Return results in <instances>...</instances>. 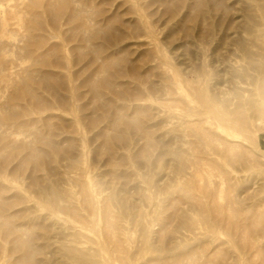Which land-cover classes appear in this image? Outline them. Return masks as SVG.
Listing matches in <instances>:
<instances>
[{
	"label": "bare ground",
	"instance_id": "bare-ground-1",
	"mask_svg": "<svg viewBox=\"0 0 264 264\" xmlns=\"http://www.w3.org/2000/svg\"><path fill=\"white\" fill-rule=\"evenodd\" d=\"M130 2L136 6L137 15L133 19L131 31L116 27L112 21L106 22L105 19L91 22L98 10L89 7L90 0H28L30 6L36 7L30 12L36 26L28 24L25 27L26 36L34 37L32 32L45 29L46 25L58 28L62 19H65L66 24H72L68 29L71 36L79 35L81 42H85L78 48L79 56L89 54L88 65L97 66L87 75L84 83L89 88L91 101L97 102L94 108L109 110V123L100 128L98 133L104 139V150L108 155L104 163L112 165L111 172H116L113 163L118 159L113 151L112 140L127 142L129 136L126 129L132 128L147 142L150 141V126L144 117L152 115L153 110L157 111L156 119L162 114L160 108L145 102L154 101L156 93L164 96L160 102L176 111L172 113L174 118L179 121L183 132L193 138L191 147L199 152V160L189 163L184 156L179 155V170H185L191 164L196 165V168L191 177L176 184L174 193L179 192L191 199L193 205L201 210L202 218L190 215L179 223V227L186 230L198 229L199 225V237H196L199 242L191 244L185 253L169 251L152 264H264V150L261 148L264 141L263 100L261 104L264 98V56L255 54L256 51L259 53V48L264 50V22H255L241 33L236 29L237 17L230 16L231 8L222 6L223 0H155L153 3H159L170 15L167 22L176 17L175 23L165 29L166 38L175 39L182 32L186 36L196 33L191 43L199 45V68L185 73L172 64L168 52L163 48L164 42L158 37L157 28L142 7H139L144 6L142 1ZM18 14L20 21L24 22L25 14L22 11ZM45 14L48 21L44 20ZM215 14L221 19L230 17L231 23H221L220 26L219 23L215 24L212 20ZM8 26V15L3 14L0 6V37L10 34ZM140 31L153 39L155 47H143L145 49H142L139 59L132 60L129 57L130 53L125 47L130 45L123 46L122 54L115 51L103 54L106 45L97 42H108V49L110 46L119 47L121 42L135 37ZM18 49H25L27 55L35 57L40 68H28L9 76L14 92L0 104V162L2 165L14 164V173L30 179V184L38 189L50 209V212L40 215L38 219H46L57 227L59 225L63 231L67 229L65 227L69 220L55 214L58 210H70L74 217L86 220L76 208V202L65 203L67 196L75 197L76 193L71 189L57 187L49 182L51 176L39 175V172L56 170L50 152L61 151L59 154H64L66 150L59 141L52 138L51 132H45L37 126L36 119L23 117L49 104L41 94L42 88L51 91L61 103L71 105L73 111L77 112L78 108L59 90V86H63L74 95L76 87L71 75L55 74L44 68L50 65L47 60L49 56H53L57 63L66 58L59 51L63 50V45L52 46L43 54H37L31 48ZM6 52L0 45V74L8 66V60L4 57ZM149 54L157 58L155 64H149L148 61L143 63ZM163 65L169 66L173 72L165 71L161 81L151 80V76ZM123 74L128 80L120 79L119 76ZM7 77L1 75L0 82ZM105 88L125 100L131 97L136 102H123L116 106L112 99L106 97ZM23 98H26V104L19 103L18 100ZM79 119H70L76 129H79ZM98 119L99 116L94 117V121ZM241 119L244 120L243 130L236 124ZM8 123L33 138L9 140L8 126L4 127ZM64 139L69 141L71 147L74 146L75 138L66 136ZM40 144L49 149H43ZM142 153L140 151L138 154ZM205 164H210L212 169L205 170ZM237 164L243 167L241 171L247 175L236 183H230L237 178ZM217 175L223 180L212 183L213 177ZM223 183H229V187L224 188ZM239 183H243L242 191L237 190ZM78 185V202L95 213L97 199L89 187V180L79 177ZM18 194L28 199L21 191ZM112 199L113 196L108 197V200ZM3 200L0 196V233L12 236L15 244L13 250L21 252L18 256H11L13 264H36L35 255L39 248L33 245L35 234L21 231L8 215L3 214ZM208 210L213 211L209 216L206 214ZM101 215L104 222L103 240L96 241L97 247L90 252L73 243L68 244L66 249L72 264H111V260H118L121 264H135V255L126 252L125 242L119 236L120 225L110 204L104 205ZM224 229L229 231L223 233ZM142 230L145 233L146 226ZM166 237L172 239V231ZM2 251L0 245V253ZM97 256L102 260L98 261Z\"/></svg>",
	"mask_w": 264,
	"mask_h": 264
},
{
	"label": "rangeland",
	"instance_id": "rangeland-1",
	"mask_svg": "<svg viewBox=\"0 0 264 264\" xmlns=\"http://www.w3.org/2000/svg\"><path fill=\"white\" fill-rule=\"evenodd\" d=\"M141 1L144 6L139 7H142L143 12L148 15V19L157 28L158 37L164 42L163 48L168 52L172 64L185 73H191L192 70L199 68V45L191 43L195 40L196 33L186 36V33L182 32L175 39L166 38L165 29L168 25L175 23L176 17L167 22L170 15L159 3L154 4L155 0ZM89 4V7L98 10L96 17L91 18V22L105 19L106 22L112 21L116 27L121 26L129 31L132 30L133 19L137 15L136 6H133L130 0H90ZM0 6L3 8V14L8 15L10 30V34L0 37V45L7 50L4 57L8 60V66L0 74V76H8L0 82V104L14 92V85L9 80L10 75L32 67L40 68V65H37L39 61L35 57L27 55L25 49L20 51L19 47L35 49L37 54H43L52 46L63 45V50L59 51H62L66 58L57 63L53 56H49L47 60L50 65L44 68L55 74L71 75L76 87L74 95L66 91L63 86H59V90L61 94L69 98L72 105L78 108L77 112L73 111L71 105L61 103L51 91L42 88L41 94L49 101V104L23 118L36 119L37 126L45 132H51L52 138L59 141L66 150L64 154H59L61 151L50 152L53 164L57 169H46L40 171L39 175H49L51 176L49 182L61 189L73 190L76 193L75 197L67 196L65 203L76 202V208L86 220L74 217L70 210H58L55 214L69 220L65 227L67 229L61 231L59 225L57 227L51 225L46 219H38L40 215L50 212L44 198L38 193V189L30 184V179L24 178L23 175L18 176L13 172L14 164L2 165L3 163L0 162V196L4 198L1 204L3 214L8 215L13 224H16L21 231L35 234L33 245L39 248L35 255L36 264H72L66 249V246L71 243L87 251L97 247L96 241L103 240L104 237V222L101 212L107 203L110 204L117 223L120 225L119 236L125 242L126 252L135 255V264L156 263L160 256L168 254L169 251L185 253L191 244L199 242L196 239L199 237V225L198 229L186 230L179 227V223L190 215L196 216L198 219L202 218L201 210L193 205L191 199H187L179 192L174 193L176 184L191 177L196 168V165L191 164L185 170H179V155L184 156L187 162L193 163L195 159L199 160V152L192 149L193 138L183 132L179 121L177 122V119L174 118L172 113L176 111L160 102L164 96H161V93H156L154 101L145 102L160 108V114H162L156 119L157 111L153 110L152 115L144 117V121L149 124L151 131L149 142L141 135L136 134L132 128L126 129L129 136L127 142L119 139L111 141L115 157L118 158L113 163L116 172H111L112 165L108 162L104 163L108 155L104 150V139L98 133L100 128L109 123V110L108 108H94L97 102L91 101L89 88L84 83V79L97 65H88L89 54L79 56L78 48H80V44H85V42H81V36L72 37L71 32L68 31L72 24H66V20L62 19L60 27L53 28L51 25H46L45 29L32 32L34 37L28 38L25 27L28 24L36 26L30 13L36 7L30 6L28 0H0ZM222 6L231 8L230 16L237 17L236 29L241 33L254 25L255 22H264V0H223ZM20 11L25 14L24 22L19 19L18 12ZM44 20L48 21L46 14ZM212 20L215 24L219 23V26L221 23L227 25L231 23L230 17L221 19L217 14ZM232 31L231 28L230 32ZM97 42L106 45L103 54L112 51L122 54L123 46L130 45L125 48L130 53L128 55L132 60L141 57L142 49H154L155 47L153 39L142 31L135 37L121 42L119 47L110 46L108 49V42L104 40ZM137 44H141V46ZM262 44L264 46V40ZM258 51L259 53L255 52L256 55L264 56V50L259 48ZM146 61L149 64H155L157 58L154 54H149L143 59V63ZM165 71L173 72L169 66L163 65L150 79L161 81ZM119 77L122 81L128 80L125 74ZM103 90L106 97L112 99L116 106L123 102L127 104L136 102L131 97L125 100L111 89ZM262 100L264 101V98L261 99V104ZM18 101L20 104H26V98ZM96 116H99V119L94 121ZM74 117H80L79 129L70 123V119ZM236 124L241 130L245 129L244 120L241 119ZM6 126H8V138L11 141L15 138H33L29 133L14 128L12 123H8L4 127ZM66 136L75 138L73 147L69 145V141L64 139ZM40 146L43 149H49L44 144H40ZM261 148L264 150V141L261 143ZM79 150L84 152L80 153ZM140 151L143 152L141 155L138 154ZM26 152L24 151V153ZM122 155L126 156L120 157ZM73 162L75 163L73 164ZM203 167L209 171L212 169L210 164H205ZM235 169L237 178L230 183H236L247 175L245 171H241L242 166L237 164ZM79 177H86L89 180V187L97 199L95 213L82 202H78L80 198L78 194L80 190ZM212 180V183L214 181L219 183L223 179L217 175ZM41 183L44 184V182ZM14 186L17 187L13 188ZM223 186L228 188L229 183H223ZM242 188L243 183H239L237 190L242 191ZM19 191L27 195L28 199L26 200L25 197L18 194ZM109 196H113V199L108 200ZM211 213H213L212 210L206 212L207 215ZM93 218H95L94 221ZM159 218L162 219L158 220ZM143 226L147 228L145 233L142 230ZM170 231L173 233L172 239L166 237ZM228 231L229 229L222 230L223 233ZM0 245L4 250L0 253V264H13L11 256H18L21 252L13 250L15 244L12 236L0 233ZM96 259L102 260L99 256ZM111 264L121 263L118 260H111Z\"/></svg>",
	"mask_w": 264,
	"mask_h": 264
}]
</instances>
